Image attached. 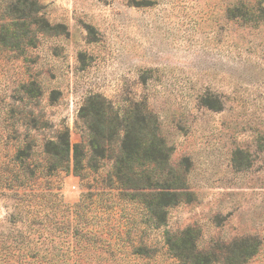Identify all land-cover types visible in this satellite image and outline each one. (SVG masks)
<instances>
[{"label": "rangeland", "instance_id": "374dc122", "mask_svg": "<svg viewBox=\"0 0 264 264\" xmlns=\"http://www.w3.org/2000/svg\"><path fill=\"white\" fill-rule=\"evenodd\" d=\"M33 1L49 27L30 11L23 43L0 44V264L45 250L58 255L53 264H184L167 240L187 230L218 257L256 238L245 264H264V0ZM97 96L123 118L154 117L185 175L192 200L169 208L162 225L110 184L111 160L81 176L39 174L57 131L82 142L79 112ZM25 143L34 175L19 188L10 159ZM48 185L60 204L37 198Z\"/></svg>", "mask_w": 264, "mask_h": 264}, {"label": "trees", "instance_id": "16d2710c", "mask_svg": "<svg viewBox=\"0 0 264 264\" xmlns=\"http://www.w3.org/2000/svg\"><path fill=\"white\" fill-rule=\"evenodd\" d=\"M6 5L2 11L8 14V22L0 27V44L10 48H18L21 42V32L26 26L27 18L35 13V24L42 27V22L49 27L48 22L39 18L40 5L33 0H3ZM31 11V12H30ZM22 27H25L22 29ZM104 101L99 96L87 100L79 112L82 122V142L74 146L70 143V133L64 127L57 135L43 145V162L38 166L39 174L47 178L54 177L62 171L69 172L72 168L76 176H81L86 166L99 169L102 161H113V173L110 184L114 182L132 202H137L147 211L155 224L166 221V212L183 202H190L192 193L188 191L186 177L182 172L170 165L171 149L159 135V128L154 117L146 119L128 116L121 117L111 105H101ZM84 129V130H83ZM25 148L19 147L10 159L14 166L11 185L25 187L23 179L34 171H29L28 160L32 158L34 147L25 143ZM114 147V148H113ZM113 152V153H111ZM242 152H236L234 161ZM31 172V173H30ZM50 182V181H49ZM41 191L37 198L45 202L55 197L54 204H60L52 188ZM128 191H132L127 193ZM48 201V200H47ZM79 207L80 204L76 205ZM22 247L29 246L31 236H21ZM170 253L184 264H211L222 260L224 264H245L257 254L259 242L248 237L233 241L226 246L224 253L218 257L213 251L198 250L195 236L187 230L180 236L167 240ZM26 250V248H24ZM59 260L65 262L71 257V251ZM58 255L45 250L37 252L32 261L24 259V264H53ZM82 253L75 252L72 258L79 261ZM23 258L25 256L23 255Z\"/></svg>", "mask_w": 264, "mask_h": 264}]
</instances>
